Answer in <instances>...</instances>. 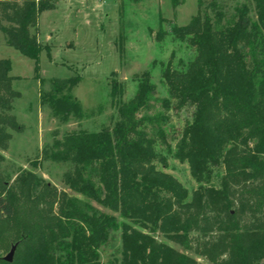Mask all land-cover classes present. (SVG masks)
Returning a JSON list of instances; mask_svg holds the SVG:
<instances>
[{"label":"trees","instance_id":"trees-1","mask_svg":"<svg viewBox=\"0 0 264 264\" xmlns=\"http://www.w3.org/2000/svg\"><path fill=\"white\" fill-rule=\"evenodd\" d=\"M170 1L175 18L186 0ZM56 4L0 0V33L8 47L34 62L36 80L40 54L49 55L38 41L39 18ZM170 34L194 57L184 71L171 61L163 67L165 98L156 99L144 77L132 99L119 105L112 128L60 140L54 132L42 150L41 161L71 165L62 183L82 200L29 171L12 183L0 174V264H101L99 250L116 233L120 256L108 264H202L196 258L264 264V0H245L229 16L218 0H197L189 23L174 24ZM10 71V61L0 60V152L8 149L9 132L24 129L11 113L19 95ZM78 83V77L53 80L40 105L59 122L79 116L77 102L62 94ZM115 92L112 84V97ZM154 102L162 111L149 114ZM185 108L191 117L172 148L167 113ZM158 145L188 165L199 185L190 198L158 170L157 164L166 165ZM16 244L12 262H5L3 254Z\"/></svg>","mask_w":264,"mask_h":264},{"label":"rangeland","instance_id":"rangeland-1","mask_svg":"<svg viewBox=\"0 0 264 264\" xmlns=\"http://www.w3.org/2000/svg\"><path fill=\"white\" fill-rule=\"evenodd\" d=\"M218 1L228 16L235 6L245 2ZM56 2L55 10L44 12L39 18L38 41L49 48V55L43 51L39 57L40 80L35 79L34 62L8 47L0 33V60L10 61L9 75L15 78L12 89L19 95L13 100L11 113L24 128L21 133L9 132L8 149L0 152L3 156L0 174L6 182L12 183L20 172L29 171L59 191L82 200L62 183V176L71 165L41 161L42 150L52 144L54 132L60 140L67 133L112 128L118 122L119 105L132 99L144 77L155 86L154 97L165 98L166 89L161 80L163 67L171 61L176 70L184 71L194 57L193 50L173 37L170 30L174 24L182 27L189 23L197 12V0H186L177 7L175 18L170 0ZM251 17L254 18L253 12ZM162 19L172 22H161ZM75 77L79 78L76 87L62 94H68L77 102L80 115L59 122L51 116L47 106L40 105V95L51 91L53 80ZM112 84L116 89L113 97ZM159 111H162L160 104L154 102L149 114ZM191 113L190 108L167 113V141L172 148L173 139L179 136ZM156 150L166 160L165 167L157 164L158 170L173 177L190 198L199 185L191 178L188 165L175 160L164 146L158 145ZM156 239L181 251L160 236ZM119 251L120 234L116 233L99 250L100 263L108 264L119 258ZM7 254L4 253V257ZM196 260L207 264L201 258Z\"/></svg>","mask_w":264,"mask_h":264},{"label":"water","instance_id":"water-1","mask_svg":"<svg viewBox=\"0 0 264 264\" xmlns=\"http://www.w3.org/2000/svg\"><path fill=\"white\" fill-rule=\"evenodd\" d=\"M16 247H17V244L11 247L9 253L3 258L5 262L7 263L12 262Z\"/></svg>","mask_w":264,"mask_h":264},{"label":"crops","instance_id":"crops-1","mask_svg":"<svg viewBox=\"0 0 264 264\" xmlns=\"http://www.w3.org/2000/svg\"><path fill=\"white\" fill-rule=\"evenodd\" d=\"M43 14V13H42Z\"/></svg>","mask_w":264,"mask_h":264}]
</instances>
